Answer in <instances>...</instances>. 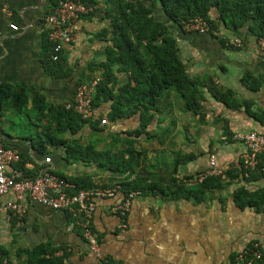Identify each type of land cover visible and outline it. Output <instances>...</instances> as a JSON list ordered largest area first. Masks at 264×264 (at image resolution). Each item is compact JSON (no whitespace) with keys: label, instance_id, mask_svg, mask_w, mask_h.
I'll list each match as a JSON object with an SVG mask.
<instances>
[{"label":"crops","instance_id":"1","mask_svg":"<svg viewBox=\"0 0 264 264\" xmlns=\"http://www.w3.org/2000/svg\"><path fill=\"white\" fill-rule=\"evenodd\" d=\"M94 7L93 12L72 24L75 42L64 50L68 74L54 77L45 70L42 58L48 42L45 17L53 8L52 0H0V84L22 86L28 97L21 113L8 107L3 110L0 141L28 153L25 168L32 170L34 176L44 168L60 177L87 175L96 184L92 188H113L137 174L145 179L149 186L130 192L133 196L124 219L112 211L126 196L121 188L113 197L95 199L92 230L100 242L105 264H233L236 252L255 242L264 254V205L241 206L234 198L240 186L249 193L264 189V174L244 169V147L234 138L238 132L264 133V45L247 26L234 31L217 24L216 34L186 31L175 27L160 7L155 10V17L169 23V32L175 33L178 56L186 73L198 79L203 94L200 110L185 111L179 95L166 90L159 97L157 111L147 112L152 114V120L137 136L140 113L128 114V107L125 115L111 120L113 99H107L96 107L94 121L99 122L98 129L85 124L75 135H81V142L93 144L99 153L120 151L130 157L135 174L112 173L97 167L95 162L74 160L61 147H49L44 154L40 153L31 140L21 138L29 134L12 128L10 116H25L29 125L36 127L34 133L48 129L45 117L36 121L32 108L34 93L49 104L62 105L72 100L79 83L101 80L99 65L106 60V46L113 45L114 40L106 0H98ZM236 37L242 39L241 46L228 42ZM144 59L148 62L147 56ZM129 75L115 65L114 82L109 83L115 99L124 100L122 93L128 82L130 87L136 85ZM100 119L106 123L101 124ZM173 135H181L176 144L167 140ZM204 135L219 136V144L224 140V147L212 149L214 140L210 138L205 151L201 137ZM182 154L190 156V160L176 164ZM209 154L216 155L220 170L232 168L233 174L239 172V177L201 201L174 195L172 192L180 184H195L198 177L209 171ZM45 156L51 157V162L45 163ZM12 169H16L14 165ZM101 175L103 179L99 181ZM12 199L10 194L0 197V206ZM0 247L5 252L3 264H26L28 251L34 249L45 251L40 256L51 264L99 262L87 249L83 233L69 213L37 202L27 201L26 213L20 218L0 210Z\"/></svg>","mask_w":264,"mask_h":264},{"label":"trees","instance_id":"2","mask_svg":"<svg viewBox=\"0 0 264 264\" xmlns=\"http://www.w3.org/2000/svg\"><path fill=\"white\" fill-rule=\"evenodd\" d=\"M57 1L52 0V6ZM78 1L92 6L98 2V0ZM106 4L108 5L107 15L110 14L112 22L114 42L113 45L106 46V60L99 65L102 69L101 80L93 95V106H99L103 100L113 99L109 114L111 120L125 115L128 107L130 109L128 114L139 112V128L135 131L137 136H140L145 126L152 120V114L147 115V112L157 111L159 97L166 90H173L179 95L184 102L185 111L198 112L201 108L200 101L203 100L198 79L186 73L185 66L179 59L175 37L169 33L168 27L154 15L158 7L178 28H183V24L191 18L201 17L211 26L221 24L234 31L247 26L256 38L264 37V0H106ZM47 41L42 56L45 70L54 77L67 75L65 51L59 52L57 58L53 59V45L49 39ZM145 56L148 57V62L145 61ZM115 65H120L122 69L130 72L129 79L136 83L134 87H130V82L126 84L125 91L123 90L122 93L124 100L115 99L113 90L109 86V83L114 82ZM27 99L26 88L1 83L0 115L3 114L5 107L21 113L26 108ZM32 105L36 121L40 122L45 117L48 129L21 138L31 140L33 148L37 151L44 154L46 148L61 147L66 156L74 160L83 158L85 161L95 162L97 167H103L112 173L135 174V164L132 163L130 157H125L120 151L99 153L93 144L84 145L81 142V135L75 137L85 124L97 130L98 121L82 119L74 110L66 109L65 103L62 105L49 104L37 93H34ZM26 113L27 116L30 115ZM0 142L4 146L12 147L3 141ZM28 156V153L20 152L21 159L14 164V167L23 171L25 175L34 177L35 173L25 168ZM180 158L181 161L176 159V164L190 160V156L186 155ZM262 166H264V153L259 156V164L255 172L264 174L260 170ZM239 175V172L233 174L232 168L221 170L219 174H210L208 171L197 183L180 184L172 193L176 196L180 194L186 198L201 201L210 195V192L225 188L230 180L238 178ZM61 177L74 183L75 186L71 191L96 186L92 178L87 175ZM144 182L145 179L137 174L133 179L123 180L120 188L125 195L130 192L136 193L149 186ZM166 188L173 190L171 186ZM234 195L235 201L241 206L245 203L254 204L257 208L264 205V189L249 193L243 186H240ZM244 199L247 202H242ZM4 253V249L0 247V264H3ZM42 253L45 251L40 249L28 251L26 264H51L44 256H40Z\"/></svg>","mask_w":264,"mask_h":264},{"label":"built area","instance_id":"3","mask_svg":"<svg viewBox=\"0 0 264 264\" xmlns=\"http://www.w3.org/2000/svg\"><path fill=\"white\" fill-rule=\"evenodd\" d=\"M94 6L87 5L78 0H58L51 12L45 17V27L49 41L52 43V58L56 59L58 53L72 46L75 34L72 24L82 16L94 11ZM15 28L14 25H12ZM186 31L201 33L218 32L216 26H211L201 17H194L183 24ZM228 41V40H227ZM234 46H241L242 39L232 38L228 41ZM261 46L264 37L259 38ZM100 79L95 78L89 83H79L72 100L65 103L66 109L74 110L84 120L97 119L96 107L93 106V95ZM100 123H106L100 119ZM234 138L242 143V164L247 172L258 168L259 156L264 153V133L257 131L238 132ZM20 151L15 147L4 146L0 142V197L12 195L13 199L3 203L0 210L11 212L17 217L26 213V202H37L53 210L69 213L74 224L79 227L86 241V247L99 259L98 264H105L102 256L100 242L92 230V218L95 210L96 197H113L120 185L113 188L95 187L71 191L73 185L62 177L54 174L50 168H44L34 177H24L21 172L12 169L20 161ZM44 162H51V157L45 156ZM210 174H219L216 156H209ZM12 169V170H11ZM264 173V166L260 168ZM200 177L198 180H201ZM133 193H129L118 202L112 211L124 219L129 210ZM125 227V225H122ZM233 264H264V254L257 242L250 247L236 253Z\"/></svg>","mask_w":264,"mask_h":264},{"label":"rangeland","instance_id":"4","mask_svg":"<svg viewBox=\"0 0 264 264\" xmlns=\"http://www.w3.org/2000/svg\"><path fill=\"white\" fill-rule=\"evenodd\" d=\"M164 24H167L166 26L168 27V26H170L169 25V23H164ZM169 29V28H168ZM172 36H174V32H169ZM176 40V39H175ZM176 45H177V43H176ZM10 121H11V126H12V128L14 129V130H16V131H18V132H22V133H26V134H30V133H34V128H36L35 126H32V125H29V119L28 118H26L25 116H21V118H18L17 116H10ZM12 122H14L15 124L13 125L12 124ZM181 137V135L180 136H176V135H173V136H168L167 137V140L169 139L170 140V142L171 143H177V138H180ZM201 137H203V140H202V145H206L205 146V148H206V150L205 151H207L208 150V147H207V140L208 139H210V138H212L213 140H214V144H212L211 146H212V149H213V147L215 148V147H219V146H222V147H224L223 146V141L224 140H222V142H221V144H219V140L221 139L219 136H211V137H209V136H207V135H204V136H201ZM221 141V140H220ZM210 155H212V154H209V156ZM182 157L184 156V154H182L181 155ZM180 156V157H181ZM216 156V155H215ZM176 158V157H175ZM183 160V159H182ZM216 161H217V158H216ZM89 170L90 169H92L91 167H89L88 168ZM86 170H87V168H86ZM93 170L94 171H96L95 170V168H93ZM100 170V169H99ZM210 170V169H209ZM62 171H64V170H62ZM83 171H85V169L83 170ZM65 172V171H64ZM109 173V175H111L110 174V172H108ZM100 173H97V175H99ZM200 177H198V179H199ZM103 179V175H101L100 176V178H99V181L100 180H102ZM197 179V180H198ZM221 190H223V189H221ZM221 190H219V191H221Z\"/></svg>","mask_w":264,"mask_h":264}]
</instances>
